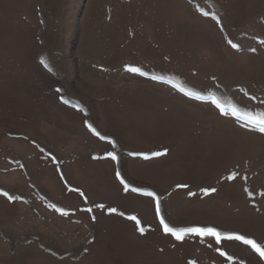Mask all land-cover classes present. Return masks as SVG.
Instances as JSON below:
<instances>
[{"label": "rangeland", "instance_id": "obj_1", "mask_svg": "<svg viewBox=\"0 0 264 264\" xmlns=\"http://www.w3.org/2000/svg\"><path fill=\"white\" fill-rule=\"evenodd\" d=\"M261 114L264 0H0V264H264L160 224L264 245Z\"/></svg>", "mask_w": 264, "mask_h": 264}, {"label": "snow or ice", "instance_id": "obj_2", "mask_svg": "<svg viewBox=\"0 0 264 264\" xmlns=\"http://www.w3.org/2000/svg\"><path fill=\"white\" fill-rule=\"evenodd\" d=\"M202 14L205 16H208L209 13L208 12H203ZM213 19H215L217 21V23H219V20L217 19V17L213 16ZM228 43L231 45L232 48H237L238 45L233 43L231 40L228 41ZM253 51H255V49H253ZM127 71L129 72H133V73H139L141 75H146V73L141 72L140 68L137 67H131L129 66L127 68ZM153 79H156V77H153ZM59 91V89L57 90ZM189 95H191V93H189ZM254 99V97H253ZM215 103V101H213ZM65 103H67L65 101ZM217 107L219 108L220 105L217 104ZM221 111L223 112L224 110L221 108ZM256 123H258L260 125L259 131L260 132H264V114H261V118L255 121ZM91 131H93V133L97 136H99L100 139H106V137L101 136L98 132H96V130L94 128H92V126L89 124L87 125ZM153 156H159L161 155V153L156 152V153H152ZM108 156L111 157L113 160L116 159V156L114 153H108ZM145 159H148V156H144ZM120 174L119 172H117V177L119 178ZM235 177V174H233L232 176L229 177V179H233ZM122 184H124V190L128 191L129 190V186L124 182L123 179H121L120 181ZM134 192H140L141 190L138 188H133L131 189ZM206 194L209 192H215L216 189L212 188V189H204L203 190ZM5 196H8V193L4 192L2 193ZM146 196L149 197H154L155 194L153 192H144L143 193ZM249 195L251 196V193H249ZM264 195V194H262ZM9 200L14 199V197L9 196L8 197ZM53 207L55 208V205H53ZM98 207H103V205H99ZM58 211H61V213L63 215H66L67 213L63 212V210L61 209H57ZM90 211V209H89ZM111 212H116L115 208H111L110 209ZM156 212L157 215L160 216V209H159V202L157 201V208H156ZM121 215H123V213H121ZM128 219L130 220H134L136 221V224L138 226V231L143 235L144 234V228L143 227H139L140 225V221L135 217V216H130L128 217ZM160 224L163 226V230L166 234H170L171 236L175 237L176 240H183L184 239V235L187 233H195L198 234L202 237H214L215 241L217 244H219L221 242L222 239H229V240H236L241 242L244 245L250 246L251 250L254 251L255 253H257L259 255V257L261 259H264V245H261L260 243H257L254 239L248 238L244 235H240V234H228V235H224L222 233H220L219 231H217L215 228L213 227H204V228H184V229H176L173 228L171 226H169L164 218L162 216H160ZM221 255H224L223 252H221ZM229 259H231V257H229Z\"/></svg>", "mask_w": 264, "mask_h": 264}]
</instances>
